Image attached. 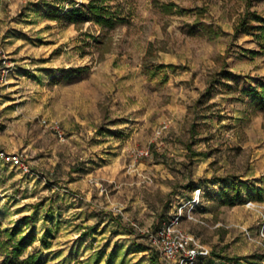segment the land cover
<instances>
[{"label": "rangeland", "instance_id": "obj_1", "mask_svg": "<svg viewBox=\"0 0 264 264\" xmlns=\"http://www.w3.org/2000/svg\"><path fill=\"white\" fill-rule=\"evenodd\" d=\"M89 1L0 0V147L28 165L0 162V264H163L146 231L175 217L194 264H264V46L238 26L264 0L65 19Z\"/></svg>", "mask_w": 264, "mask_h": 264}, {"label": "built area", "instance_id": "obj_2", "mask_svg": "<svg viewBox=\"0 0 264 264\" xmlns=\"http://www.w3.org/2000/svg\"><path fill=\"white\" fill-rule=\"evenodd\" d=\"M40 125L60 141L64 140V132L55 120L42 118ZM147 150H140L139 155H147ZM0 162L27 171L25 154L21 151H7L0 147ZM177 218L162 223L154 231L147 230V237L159 254L163 264H194L198 257L208 254L193 236L183 232L177 226Z\"/></svg>", "mask_w": 264, "mask_h": 264}, {"label": "trees", "instance_id": "obj_3", "mask_svg": "<svg viewBox=\"0 0 264 264\" xmlns=\"http://www.w3.org/2000/svg\"><path fill=\"white\" fill-rule=\"evenodd\" d=\"M174 4H166L163 9L171 11ZM186 9H180L179 12L185 11ZM251 15L250 17H248ZM92 16L97 24L100 26L111 27L115 23L122 21L119 16L115 15L109 8L108 5L104 4L102 0H90L86 5H80L78 7H72L70 10L64 12V17L70 21H79L82 18ZM248 16L243 17L239 21L240 31H243L246 34H249L254 37L258 44L264 46V16L258 15L256 13H248ZM247 19V20H246ZM248 20L255 22L254 25L250 24ZM255 95L259 94L256 88L252 89ZM260 98L264 99L262 96V90ZM15 234H18L16 232ZM14 234V235H15ZM12 233H10V236ZM27 238H20L12 244L11 247V256H17L25 246Z\"/></svg>", "mask_w": 264, "mask_h": 264}]
</instances>
